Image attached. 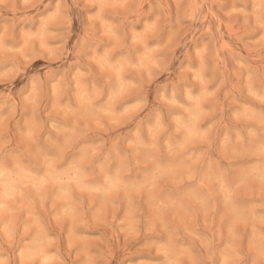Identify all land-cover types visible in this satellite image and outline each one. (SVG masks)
Listing matches in <instances>:
<instances>
[{"label": "rangeland", "instance_id": "1", "mask_svg": "<svg viewBox=\"0 0 264 264\" xmlns=\"http://www.w3.org/2000/svg\"><path fill=\"white\" fill-rule=\"evenodd\" d=\"M0 264H264V0H0Z\"/></svg>", "mask_w": 264, "mask_h": 264}]
</instances>
